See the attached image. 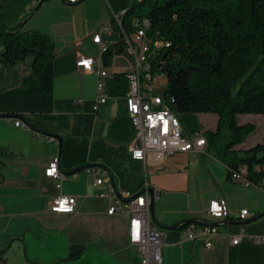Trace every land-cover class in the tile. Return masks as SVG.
<instances>
[{"label":"crops","instance_id":"crops-1","mask_svg":"<svg viewBox=\"0 0 264 264\" xmlns=\"http://www.w3.org/2000/svg\"><path fill=\"white\" fill-rule=\"evenodd\" d=\"M39 1L31 0L25 11L16 13L14 22L26 19ZM133 1L44 0L41 17L36 18V12L23 29L50 34L55 41L54 56L29 82L25 80L33 72L32 56L14 63L0 61V113L10 114L0 116V251L5 249L0 264L136 263L138 250L128 235L130 214L108 213L113 198L98 194L107 184L96 185V175L86 168L66 174L85 164L108 169L105 182H112L121 192L139 193L146 180L160 190L154 218L165 226L212 219L205 212L211 199H226L229 215L212 219L223 222L212 237V246H206L202 238L185 239L182 228L167 230L163 263L153 264H264V241L256 240L264 236V216L236 222L243 221L239 212L244 208L250 211L247 219L264 211V189L230 180L227 164L211 153L209 142L203 151L179 152L167 160L158 151H149L145 161L131 155L132 119L115 73L133 71L127 58L134 61L115 53L106 64L92 35L111 22L112 11ZM115 31L102 33L108 46L119 39ZM82 55L100 56V66L108 71L104 81L109 98L97 111L94 101L99 75L77 64ZM58 100L66 101V108H59ZM23 117L62 136L60 158L58 138L51 140L31 129ZM17 119L25 125L18 126ZM210 119L211 128L201 122L205 129L216 128L218 116ZM248 147L244 142L239 145ZM55 158L64 174L60 188L44 173ZM174 159L183 165L175 164ZM60 193L77 197L74 212L50 210V201ZM236 235L241 238L233 243Z\"/></svg>","mask_w":264,"mask_h":264},{"label":"trees","instance_id":"trees-1","mask_svg":"<svg viewBox=\"0 0 264 264\" xmlns=\"http://www.w3.org/2000/svg\"><path fill=\"white\" fill-rule=\"evenodd\" d=\"M16 1L18 15L25 1ZM8 6L6 0L1 3L6 13L0 15V61L14 63L32 56L33 72L25 80L29 82L54 56L55 41L46 32L20 29L22 20L14 22L16 13L11 15ZM145 17L151 22L149 34L157 36L159 32L167 41L154 59V67L167 76L162 93L185 129L202 130L198 114L216 113V128L203 131L210 144L226 140L220 157L227 164L229 179L237 182L232 173L243 167L248 179L261 182L264 143L239 148L257 125L239 123L238 116L264 114V0H134L127 5L122 25L112 24L119 39L103 52L106 64L115 53L131 58L123 31L132 32L134 20ZM126 74L115 73L124 93L128 88ZM64 102L58 100V107ZM225 127L228 133H224ZM225 153L231 154L230 158Z\"/></svg>","mask_w":264,"mask_h":264},{"label":"built area","instance_id":"built-area-1","mask_svg":"<svg viewBox=\"0 0 264 264\" xmlns=\"http://www.w3.org/2000/svg\"><path fill=\"white\" fill-rule=\"evenodd\" d=\"M77 2L79 0H68ZM127 11V7L115 12L112 11L111 22L104 24L94 32L92 40L100 46V55L107 50L108 44L103 39V32H110L112 24L122 25V16ZM135 29L132 32L123 31L126 42V51L134 61V69L126 76L128 88L125 92L127 112L132 119L133 134L129 141V150L134 159L146 160L149 151H158L164 160L169 159L173 154L188 151H203L208 140L203 130L187 132L180 116L173 109L170 100L166 97L157 82L161 72L154 67V59L161 48L166 46L167 41L164 36H153L148 29L151 22L148 18H136ZM88 63L85 64L84 62ZM100 56L82 55L77 64L87 71H96L99 75L97 88L99 92L94 101V110L97 111L101 104L107 102L109 93L106 90L104 78L108 71L100 66ZM97 65V67H96ZM18 126L25 123L17 119ZM51 140L56 137L50 136ZM89 173L96 175V185L107 184L105 189L99 191L100 196H111L113 203L108 213L124 211L130 214L128 228L129 242L138 250L135 264L163 263L162 246L167 242L168 231L156 226L151 222V202L152 196L158 199L160 190L154 189L150 193L149 182L146 180L144 189L135 196L130 192H121L112 182H105L108 169L99 164H94L86 168ZM45 175L57 181V187L62 186L64 174L61 170L59 160L52 159L45 167ZM247 171L241 167L240 170L233 171L232 176L238 182L246 186H256L264 189V179L256 183L246 176ZM66 202V203H64ZM77 205V197L69 194H58L49 203L50 210L61 213H72ZM214 205L216 207H214ZM208 217L222 218L229 215V207L225 198L211 199L206 209ZM250 211L244 208L239 212V219L245 220L249 217ZM212 219L201 221H191L182 227L185 239L202 238L205 245H213L212 237L220 232L219 224ZM241 235L232 237L233 243H238ZM257 241H264V236L256 237Z\"/></svg>","mask_w":264,"mask_h":264},{"label":"rangeland","instance_id":"rangeland-1","mask_svg":"<svg viewBox=\"0 0 264 264\" xmlns=\"http://www.w3.org/2000/svg\"><path fill=\"white\" fill-rule=\"evenodd\" d=\"M6 1H7V3H9L8 9L10 10L12 8L10 14L13 15L14 13H16V10H17L19 3L15 0H6ZM24 1H25V3L22 6L21 11L25 10L29 6V3L31 2V0H24ZM5 8L2 9V11H4V13H6ZM41 8H42V5L39 8V10L37 11L38 14H36V16H35L36 18L41 17L40 15L43 14V10H40ZM115 33H116V31H115ZM127 60H129V62L132 64V66L134 68L135 65L133 64V62L129 58H127ZM157 84L161 90H163L167 86V76L164 73L161 74ZM235 90L236 89L234 88L233 91H235ZM211 115L217 116V114L213 113V112H202L200 114L201 122L207 128H211L213 126L212 120L210 119ZM238 118H239V123H245V122L250 121V122L256 123V125H257V129L254 132H252L244 141V146L249 145V147H250V146H253L257 143H264V114L243 113V114H239ZM205 127H203L204 130H205ZM186 131L189 133L192 132L190 129H186ZM223 131H224V133H228V128L225 127L223 129ZM225 142H226V140L221 139V140L217 141L215 144L209 143L211 153L217 154L220 156L221 155L220 152L224 151L223 147H224ZM173 155H175V154H173ZM173 155H171L170 157H172ZM225 155L229 158L231 156V154H227V153H225ZM172 162H175V164H178L179 166L183 165V163H181V161H179L177 159H174Z\"/></svg>","mask_w":264,"mask_h":264},{"label":"water","instance_id":"water-1","mask_svg":"<svg viewBox=\"0 0 264 264\" xmlns=\"http://www.w3.org/2000/svg\"><path fill=\"white\" fill-rule=\"evenodd\" d=\"M43 1H44V0H40L39 3L35 6L34 10L30 13V15H29L26 19H24V20L22 21V23H21V25H20V29H22V28L24 27L25 23L27 22V20H28L29 18H31V17H32L37 11H38V9H39L40 6L42 5ZM1 54H2V52H0V55H1ZM13 62H14V61H13ZM4 63H6V62L4 61ZM7 115H10V114H8V113H0V116H7ZM19 116L22 117L21 115H19ZM23 119L25 120V123L28 125V127H30L31 129H33V130H35V131H37V132L43 133V134H47V135H49V136H56V137L58 138L59 145H60V152H59V158H60V157H61V151H62V145H63V138H62V136H60V135H56V134H54L53 132H51V131H49V130H47V129H43V128L37 126L36 124L31 123L29 120L25 119L24 117H23ZM91 165H93V164H85V165H82V166L76 167V168L72 169L71 171H66V174H68V175H69V174H75V173H77L78 171H80V170H82V169H85V168H87V167H89V166H91ZM148 190L150 191V193H153L154 188H153L152 186H150V187H148ZM139 193H140V192H139ZM139 193H136L135 196L138 195ZM155 201H156V199L153 198V196H152V202H151V218H152V222H153V224H155L156 226L161 227V228H163V229H165V230H171V229H175V228H177L178 226L184 225V224L186 223V222H182V223L177 224V225H174V226H165V225L158 224V223L155 221V218H154V203H155ZM261 216H264V211L258 213L256 216H254V217H252V218H249V219H247V220L236 221V222H237V223H248V222H250V221H252V220H255V219H257V218H259V217H261ZM195 221H197V220H195ZM198 221H199V220H198ZM200 221H201V220H200ZM215 223H217V224H221V223H223V222H215ZM4 251H5V249H2V250L0 251V253H3Z\"/></svg>","mask_w":264,"mask_h":264},{"label":"snow or ice","instance_id":"snow-or-ice-1","mask_svg":"<svg viewBox=\"0 0 264 264\" xmlns=\"http://www.w3.org/2000/svg\"><path fill=\"white\" fill-rule=\"evenodd\" d=\"M84 63H85V64H87L88 62H87V61H85ZM64 203H66V202H64ZM214 207H216V206L214 205Z\"/></svg>","mask_w":264,"mask_h":264}]
</instances>
